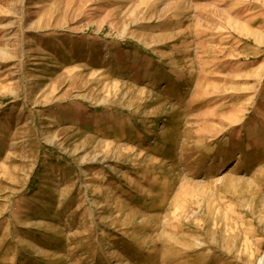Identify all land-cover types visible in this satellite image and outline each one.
<instances>
[{
  "label": "rangeland",
  "instance_id": "obj_1",
  "mask_svg": "<svg viewBox=\"0 0 264 264\" xmlns=\"http://www.w3.org/2000/svg\"><path fill=\"white\" fill-rule=\"evenodd\" d=\"M0 264H264V0H0Z\"/></svg>",
  "mask_w": 264,
  "mask_h": 264
}]
</instances>
